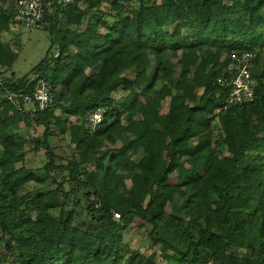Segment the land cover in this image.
Instances as JSON below:
<instances>
[{"label":"trees","instance_id":"obj_1","mask_svg":"<svg viewBox=\"0 0 264 264\" xmlns=\"http://www.w3.org/2000/svg\"><path fill=\"white\" fill-rule=\"evenodd\" d=\"M9 1L0 264H160L125 243L134 223L165 264H264V0H43L49 46L21 76L1 38L17 23ZM230 52L254 53L257 85L252 100L222 109ZM40 77L53 104L17 108L8 93H32ZM99 107L91 130L84 116ZM41 149L45 162L27 165ZM30 182L42 185L20 193Z\"/></svg>","mask_w":264,"mask_h":264},{"label":"built area","instance_id":"obj_2","mask_svg":"<svg viewBox=\"0 0 264 264\" xmlns=\"http://www.w3.org/2000/svg\"><path fill=\"white\" fill-rule=\"evenodd\" d=\"M70 1L60 0L62 3ZM44 6L43 0H17L14 20L27 28L37 27L43 18ZM253 56L254 53L252 52L229 53V61L224 69L226 75L217 78L219 86L227 88L222 109L253 99L257 85L256 78L250 72ZM219 93L220 90L217 91L216 95ZM8 98L17 108H24L31 112L51 106L54 100L51 84L45 77L36 80L32 93L9 92ZM221 108H216V111ZM103 111L104 108L99 107L94 111L87 112L84 116L85 125L91 130H95L102 120Z\"/></svg>","mask_w":264,"mask_h":264},{"label":"rangeland","instance_id":"obj_3","mask_svg":"<svg viewBox=\"0 0 264 264\" xmlns=\"http://www.w3.org/2000/svg\"><path fill=\"white\" fill-rule=\"evenodd\" d=\"M9 2L14 5V0H10ZM10 3L7 6L9 9ZM232 4H234V2L227 1L224 6L227 7ZM79 28H82V25ZM1 38L3 41L10 43L17 52V58L11 66V70L14 71L16 76H21L28 72L30 68L46 54V50L49 46L48 32L42 25L39 27L27 28L17 23H11L9 30L2 32ZM51 53H56L55 47L52 48ZM162 105L165 107L167 105V100H164ZM25 129L26 128H23V130ZM29 132H32L31 129H29ZM34 134H41V129L38 127L36 133H30V135ZM64 136L65 135L58 136L56 150L59 155L63 157H70L69 154L72 152V146L69 145L67 137ZM30 146L31 144H26V150H30ZM25 162L29 166L40 167L45 162L43 150L28 152ZM41 185L42 184L30 182L20 189V193L34 191ZM56 211V209H51L53 213H56ZM124 241L130 247L141 252L153 253L157 262L165 264V259L161 257L159 249L156 246L150 245L143 227L141 228L134 223L132 227L127 228L124 231Z\"/></svg>","mask_w":264,"mask_h":264},{"label":"crops","instance_id":"obj_4","mask_svg":"<svg viewBox=\"0 0 264 264\" xmlns=\"http://www.w3.org/2000/svg\"><path fill=\"white\" fill-rule=\"evenodd\" d=\"M42 26H43V24H42Z\"/></svg>","mask_w":264,"mask_h":264}]
</instances>
